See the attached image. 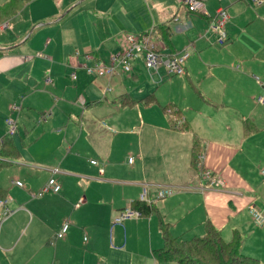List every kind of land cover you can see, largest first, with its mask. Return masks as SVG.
<instances>
[{"label": "crops", "instance_id": "obj_1", "mask_svg": "<svg viewBox=\"0 0 264 264\" xmlns=\"http://www.w3.org/2000/svg\"><path fill=\"white\" fill-rule=\"evenodd\" d=\"M186 3L35 0L0 28L21 20L24 32L0 39V140L13 138L17 154L0 170V189L12 198L0 264H177L155 258L164 245L160 218L184 240L204 235L207 222L226 241L239 231L241 250L264 264V225L255 230L249 210L264 213V2L206 0V13ZM221 6L230 15L223 45L208 30ZM163 25L172 32L168 48L191 53L183 76L165 67L151 74L140 58L131 74L113 77L78 66L108 62L124 32ZM248 121L256 132L245 131ZM195 139L201 165L225 178V188L194 167ZM50 177L62 190L38 196ZM146 185L155 212L113 225ZM162 186L176 190L158 199Z\"/></svg>", "mask_w": 264, "mask_h": 264}, {"label": "built area", "instance_id": "obj_2", "mask_svg": "<svg viewBox=\"0 0 264 264\" xmlns=\"http://www.w3.org/2000/svg\"><path fill=\"white\" fill-rule=\"evenodd\" d=\"M256 4H261L264 0H253ZM188 9L193 12H204L206 13V0H187L186 3ZM230 18L229 12L226 7L221 6L217 9L216 13L211 17L208 30L216 33L217 41L220 45H223L227 39V33L225 30V25ZM9 27V23H4L0 26L1 29ZM118 50L111 54L109 61H95L92 64L79 63L78 66L84 67L89 73L95 76H109L113 77L119 71L127 74H131L134 69V62L136 59H142L144 66L151 73H157L161 67H165L170 74L183 76L186 73V63L190 57V51L188 48L179 50L173 54L168 52H163L159 50V42H157L151 32L147 33H133L124 32L121 34L119 40ZM90 57V55H87ZM93 60V57H91ZM72 78L76 79L77 74L73 72L71 74ZM263 101V97L259 98ZM82 103H85L83 97L80 98ZM15 130L14 127L12 131ZM1 144V140H0ZM201 159V156H200ZM133 158L130 159V162ZM93 164L98 165V160H92ZM100 171L103 172L104 168L101 167ZM262 174L264 175V168L262 169ZM206 178L210 182L211 187L215 188H225L227 186V181L225 178L214 174L211 171L204 172ZM14 184L23 187L25 186L22 180H15ZM62 190V185L58 183L55 177H50L46 184L38 191L37 195L41 196L48 192L58 193ZM175 188L172 186H162L159 187L157 191V198L163 199L175 192ZM149 193V188L147 185L144 187L141 194L140 201L147 204H152ZM12 200L11 197L7 196L5 198H0V224L3 220L8 217L12 210L9 207V202ZM250 213L253 217L254 222L262 226L264 225V213L260 211L255 205L249 206ZM143 216L141 210L134 208L129 205L120 213H118L113 219V225H123L124 221L127 219L135 218L138 219ZM70 229V222L66 221L63 223L61 230L57 233L59 238H64ZM87 240V236H85Z\"/></svg>", "mask_w": 264, "mask_h": 264}, {"label": "trees", "instance_id": "obj_3", "mask_svg": "<svg viewBox=\"0 0 264 264\" xmlns=\"http://www.w3.org/2000/svg\"><path fill=\"white\" fill-rule=\"evenodd\" d=\"M32 1L34 0H5L0 4V25L20 14ZM171 33V28L167 25L152 28V34L156 35L157 38L154 36L155 40L162 43L159 45L160 51L170 54L177 52L175 49L168 48ZM87 73L89 72L87 71ZM89 75L95 76L91 73ZM149 101L150 98L143 100L145 103ZM137 102L135 101V103ZM257 130L258 128L254 123L248 121L245 124V131L247 133L250 131L256 132ZM13 141L11 137H6L1 141L0 170L9 163L6 159H14L17 156V154L10 153V147L11 150H16ZM193 149V165L198 169L201 163L200 156L203 153L202 141L200 139L194 140ZM202 168L204 169V167ZM6 196L4 191L0 189V198H5ZM134 208L141 210L144 215L155 212L154 207L145 202H136ZM159 224L164 239L163 247L154 250L155 258L159 262H176L177 264H263L259 258L241 252L244 237L239 231H235L231 240L226 241L223 238L221 230L211 222H207L206 233L203 236H194L188 240H184L173 234L170 224L165 222L163 218H160Z\"/></svg>", "mask_w": 264, "mask_h": 264}, {"label": "rangeland", "instance_id": "obj_4", "mask_svg": "<svg viewBox=\"0 0 264 264\" xmlns=\"http://www.w3.org/2000/svg\"><path fill=\"white\" fill-rule=\"evenodd\" d=\"M35 1V0H34ZM30 11H32L33 12V10H32V7H31V9H30ZM28 13V12H27ZM27 13H26V21H28L29 23H33V22H31L30 21V19L28 18V16H27ZM11 20H13L12 21V23L13 24H16L17 23V21H18V17H14L13 19H11ZM21 21V20H20ZM20 21H19V23H20ZM18 23V26L17 27H15V29H11V28H9V29H7L6 30V32H3V33H0V39H6V38H9V37H13V38H18L19 36H21L24 32L23 31H20V29H19V27L21 26L20 24ZM50 27H53V28H55L56 26L55 25H53V26H50ZM16 33V34H15ZM48 36H50V37H52V35H48ZM262 126H264V124L262 125ZM18 136V135H17ZM19 138V137H18ZM264 165V161H261V162H259V163H257V166H259V169H260V167H262V166ZM203 167V165H201V163H200V165H199V169L201 170V171H203V173L205 172V171H207V170H205V169H203L202 168ZM131 219H135V218H131ZM129 220V219H128ZM253 220V219H252ZM254 222V221H253ZM252 222V223H253ZM251 226V224H249V227ZM259 226V225H258ZM258 226H257V224L255 223V224H253V228L256 230L257 228H258ZM249 229H252V228H249ZM201 236H203V235H201ZM244 236V235H243ZM252 240H261V237H259V238H253ZM249 241H250V238H249ZM243 254H246L247 255V253L246 252H248V251H241ZM254 254V253H253ZM252 256V255H251ZM255 257V256H254Z\"/></svg>", "mask_w": 264, "mask_h": 264}, {"label": "bare ground", "instance_id": "obj_5", "mask_svg": "<svg viewBox=\"0 0 264 264\" xmlns=\"http://www.w3.org/2000/svg\"><path fill=\"white\" fill-rule=\"evenodd\" d=\"M263 175V174H262Z\"/></svg>", "mask_w": 264, "mask_h": 264}]
</instances>
